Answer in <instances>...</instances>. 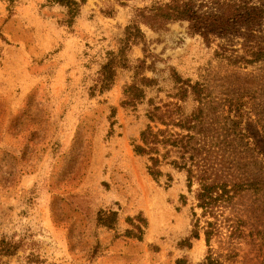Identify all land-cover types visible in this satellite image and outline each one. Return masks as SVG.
Instances as JSON below:
<instances>
[{"label": "rangeland", "instance_id": "rangeland-1", "mask_svg": "<svg viewBox=\"0 0 264 264\" xmlns=\"http://www.w3.org/2000/svg\"><path fill=\"white\" fill-rule=\"evenodd\" d=\"M76 1L72 18L53 0H0V248L16 244L5 263L264 264V190L205 212L199 182L189 189L165 148L158 180L134 150L150 103L177 104L199 114L189 151L200 175L264 181V0H182L191 19L162 28L135 19L171 0ZM136 71L157 82L126 104ZM197 219L200 237L182 246Z\"/></svg>", "mask_w": 264, "mask_h": 264}, {"label": "trees", "instance_id": "trees-1", "mask_svg": "<svg viewBox=\"0 0 264 264\" xmlns=\"http://www.w3.org/2000/svg\"><path fill=\"white\" fill-rule=\"evenodd\" d=\"M56 3L63 4L67 6L70 10V15L73 18L79 11V4L76 0H53ZM188 3L182 2V0H171L164 5L155 7L156 10L150 14H144L143 18L135 19V25L139 22L148 23L154 27H164L169 22H175L177 20L183 19L185 17L191 19L187 16L188 13ZM146 9L139 10L140 13H144ZM138 30L140 31L139 27ZM124 47L120 50L119 56L124 58ZM260 58V55L257 56V59ZM121 61L117 59L116 56L110 58L105 64H103L101 69L102 79L100 81L101 91L109 90L115 83L116 79V70L118 64ZM141 67L140 70L145 68V61L142 60L139 64ZM176 75V82H179V76ZM135 77L139 79L134 81V83L128 86L125 89V100L126 104L136 105L139 102V99H143L144 88L151 85L154 82H157L155 78H149L142 76L140 78L139 71L135 72ZM194 88V87H193ZM195 90H189L188 87L182 91L180 100L187 101V99L194 93ZM142 101V100H140ZM152 102V99L150 100ZM177 104H174V107ZM172 104H167L164 107L153 105V102L150 103V108L148 109L147 116L149 123L141 131L139 142L134 144V150L137 154L148 155L150 160V165L148 166L150 173L155 179H159L162 171L160 169L162 161L160 159L161 148H165L166 152L164 154V160L168 161L174 165V167L183 170L187 174V184L188 188L191 189L194 182L198 181L200 186L197 193L198 206L203 208L205 212L208 209L213 208L219 199L228 200L231 197H234L236 194L242 191L254 190L259 192L264 190V181L257 179L249 180H236L232 184V188H229V181L219 180L212 181L209 177L205 175H200L195 170V158L191 156L189 151L190 140L193 138L192 131L196 129V122L193 123L196 119L197 111L192 112L191 116H178L175 112L174 107H171ZM181 107V106H180ZM157 124V129L155 125ZM167 125L166 128H161L158 125ZM170 126L180 127L182 130H188V134H182L179 132H174ZM172 154L176 155L175 158H171ZM183 201H185L186 196L183 194L181 196ZM116 212H109L106 217L109 219H115ZM200 219H197L194 224V228L191 232V236L186 240L181 242V245H191V239L200 237ZM205 237L207 244H210L212 238V231L206 230ZM16 251V244L12 241H9L6 238H3L1 241L0 248V264H6L4 261L5 256H10ZM185 258H178L177 264H187ZM208 264H217L214 259L211 257L208 258Z\"/></svg>", "mask_w": 264, "mask_h": 264}]
</instances>
